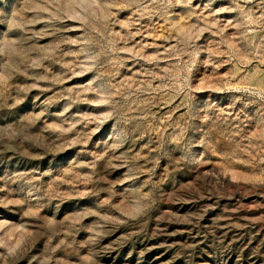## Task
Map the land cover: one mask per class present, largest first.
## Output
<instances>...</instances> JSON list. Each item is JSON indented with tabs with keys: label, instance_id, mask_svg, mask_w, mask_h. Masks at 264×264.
<instances>
[{
	"label": "rangeland",
	"instance_id": "obj_1",
	"mask_svg": "<svg viewBox=\"0 0 264 264\" xmlns=\"http://www.w3.org/2000/svg\"><path fill=\"white\" fill-rule=\"evenodd\" d=\"M0 264H264V0H0Z\"/></svg>",
	"mask_w": 264,
	"mask_h": 264
}]
</instances>
